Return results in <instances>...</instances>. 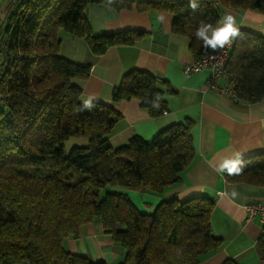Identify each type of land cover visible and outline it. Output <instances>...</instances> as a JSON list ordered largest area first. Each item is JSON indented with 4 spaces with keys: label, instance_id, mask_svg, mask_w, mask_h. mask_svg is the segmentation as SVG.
Wrapping results in <instances>:
<instances>
[{
    "label": "trees",
    "instance_id": "1",
    "mask_svg": "<svg viewBox=\"0 0 264 264\" xmlns=\"http://www.w3.org/2000/svg\"><path fill=\"white\" fill-rule=\"evenodd\" d=\"M0 19V264H111L69 251L68 238L99 221L125 250L116 264H198L219 249L214 234L215 200L208 196L161 200L141 211L127 190L164 193L182 179L196 149L195 121L185 118L149 139L134 135L116 145L111 137L122 113L98 100L91 111H77L84 99L81 80L91 67L60 52V32L84 38L101 54L115 45L134 44L145 31L126 29L95 34L88 19L93 3L116 11L172 15V32L190 38L197 55L209 51L195 36L201 21L213 25L226 9L264 13V0H4ZM226 73L236 99L264 98V37L240 29ZM173 89L163 78L140 69L125 73L112 102L136 98L153 117L168 109ZM156 93L165 97L152 108ZM233 99V98H232ZM235 99V100H236ZM70 138L86 139L65 154ZM239 175L229 182L264 186V152L242 157ZM264 258V226L259 237ZM222 264H240L228 259Z\"/></svg>",
    "mask_w": 264,
    "mask_h": 264
},
{
    "label": "crops",
    "instance_id": "2",
    "mask_svg": "<svg viewBox=\"0 0 264 264\" xmlns=\"http://www.w3.org/2000/svg\"><path fill=\"white\" fill-rule=\"evenodd\" d=\"M225 12L235 15L240 29L264 37V13L253 9H226ZM161 15L165 17L162 22L158 20ZM88 17L92 31L97 35L126 29L145 31L134 44L111 46L101 54L93 52L84 38L72 34L69 36L70 44L64 50L66 45L60 32L61 54L91 67L90 75L80 81L84 99L95 95L98 100L112 104L123 115L111 137L114 144H122L134 135L149 139L168 125L185 118L195 121L196 156L192 165L183 172L182 179L167 186L162 194L127 190L130 197L143 207L141 211L151 212L165 198L183 200L208 196L216 202L212 228L223 244L198 264H222L228 259L240 264H264L259 246L264 223L259 217L250 219L246 206L248 202L264 200V186L229 182L224 174H218L212 167L236 153L247 157L264 152V98L247 103L209 87L211 69L187 75L185 68L195 61L197 55L190 49L189 37L172 32L170 13L139 12L137 9L116 11L93 3L89 6ZM133 69L163 78L173 89L166 94L168 109L161 116H151L142 107L141 100L136 98L112 102L114 86ZM215 80L218 86L223 85L222 78ZM233 189L238 192L236 198L231 195ZM65 246L74 253L111 264L120 262L125 256L124 248L104 232L99 221L87 223L81 228L79 237L68 238Z\"/></svg>",
    "mask_w": 264,
    "mask_h": 264
},
{
    "label": "clouds",
    "instance_id": "3",
    "mask_svg": "<svg viewBox=\"0 0 264 264\" xmlns=\"http://www.w3.org/2000/svg\"><path fill=\"white\" fill-rule=\"evenodd\" d=\"M189 6L193 9L200 7L198 0H189ZM164 19L165 17L163 15L158 17V20L161 22L164 21ZM239 35L240 28L236 23L235 15L231 12H225L215 25L210 22L205 23L201 21L195 32L196 38L203 42L204 49H211L213 53H217L220 49H223L226 46L230 47ZM98 99L99 98L95 95H88L86 99H83L82 104L77 111H91L95 107V103ZM164 99V96L160 93H156L150 101L152 108L159 110L161 107V101ZM212 167L218 174L226 173L229 176H233L242 173L244 167H246V162L242 158L241 153H236L233 156L223 158L218 165H212ZM231 195L233 198H236L238 192L233 189Z\"/></svg>",
    "mask_w": 264,
    "mask_h": 264
},
{
    "label": "built area",
    "instance_id": "4",
    "mask_svg": "<svg viewBox=\"0 0 264 264\" xmlns=\"http://www.w3.org/2000/svg\"><path fill=\"white\" fill-rule=\"evenodd\" d=\"M234 43V42H233ZM233 43L230 47L226 46L220 49L217 53H213L210 49L209 51L201 54L192 63L188 64L185 68V73L190 75L195 72L204 71L206 69H211V76L209 80V87L218 89L223 93L230 95L233 99H236L235 85L231 84L228 80L226 73V65L231 55V49ZM3 77V60L0 57V80ZM216 78L223 79V85L218 86L216 83ZM249 218L254 219L259 217L261 222L264 223V200L248 202L246 204Z\"/></svg>",
    "mask_w": 264,
    "mask_h": 264
},
{
    "label": "rangeland",
    "instance_id": "5",
    "mask_svg": "<svg viewBox=\"0 0 264 264\" xmlns=\"http://www.w3.org/2000/svg\"><path fill=\"white\" fill-rule=\"evenodd\" d=\"M3 1L4 0H0V19H2L5 15L4 14L5 2H3ZM88 19H89V22H91L89 17H88ZM61 32H62L61 34H63V40H64V43L66 45L64 50H66L67 46L70 44L69 36L71 33L67 32V31H61ZM75 145H87V140L86 139H77V138H70V139L66 140V142H65V154H68L70 152V150L72 149V147ZM132 200H133V198H132ZM136 206L139 209L144 210L142 206H139L138 204H136Z\"/></svg>",
    "mask_w": 264,
    "mask_h": 264
},
{
    "label": "bare ground",
    "instance_id": "6",
    "mask_svg": "<svg viewBox=\"0 0 264 264\" xmlns=\"http://www.w3.org/2000/svg\"><path fill=\"white\" fill-rule=\"evenodd\" d=\"M229 62H230V59L228 60L227 65H228ZM227 65H226V68H227ZM226 68H225V70H226Z\"/></svg>",
    "mask_w": 264,
    "mask_h": 264
}]
</instances>
